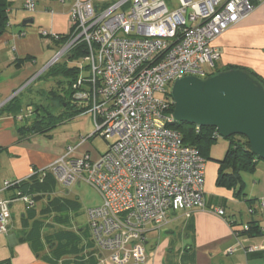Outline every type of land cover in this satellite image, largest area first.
<instances>
[{
	"label": "built area",
	"instance_id": "built-area-1",
	"mask_svg": "<svg viewBox=\"0 0 264 264\" xmlns=\"http://www.w3.org/2000/svg\"><path fill=\"white\" fill-rule=\"evenodd\" d=\"M107 2L74 1L71 39L56 58L83 46L86 66L77 68L73 99L91 113L96 129L92 136L115 142L96 158L87 152L76 156L82 139L50 166L33 170L27 180L37 176L41 182L51 174L62 187L84 183L94 188L102 204L87 211V223L96 249L109 253L104 260L110 264H145L149 227L160 230L170 213L189 217L192 210L205 209L206 160L170 127L177 123L171 97L156 94L166 95V86L178 79L208 77L220 59L214 41L264 0H175L173 7L170 0ZM22 8L33 13L35 0H24ZM16 95L14 91L0 100V109ZM214 137L220 138L217 131ZM22 181L0 183V194ZM15 202L28 209L36 205L20 191L0 200V235L11 228ZM212 211L223 215L222 210Z\"/></svg>",
	"mask_w": 264,
	"mask_h": 264
},
{
	"label": "rangeland",
	"instance_id": "rangeland-1",
	"mask_svg": "<svg viewBox=\"0 0 264 264\" xmlns=\"http://www.w3.org/2000/svg\"><path fill=\"white\" fill-rule=\"evenodd\" d=\"M41 1L43 0H35L36 3L40 4ZM117 1L119 0H111L113 3ZM174 5L175 0H170V6L173 7ZM35 7L38 8L37 13L26 11L12 13L9 16L11 27L7 28L5 34L0 38V47L8 46L11 53L16 57L15 59L27 60L21 76L31 75L29 78H33L35 75H39L31 79L25 88H22V85L17 88L15 90L17 95L12 100L15 99L13 102L20 104V116L27 119H23L24 122L31 124L34 121L33 113L30 112L32 110L38 111L35 113L39 114V118L46 113L58 117L54 121L57 125L49 131L51 140H46L47 147L56 154L63 155L67 147L75 146L84 139L85 143L76 151V156H80L84 152L93 156L103 155L108 151L109 146L115 142V138L106 140L96 134L92 137L96 129L92 122L91 113L82 111L76 114V108L81 109L82 106L72 100H70L71 103L68 107L61 108V103L57 101L58 96H56L59 95L64 98L68 93V78L60 71L65 68H78L81 64L86 66V64L81 56L66 59L67 56L64 54L56 58L64 46L52 42L50 38L40 36L41 32L50 35L51 15L45 9H41V6L36 5ZM52 10L56 14L58 13L57 9ZM25 19H32V22L26 26H20ZM68 28L66 18L62 17L57 22L56 30L59 31L55 32L61 36H66ZM54 58L56 60L49 66ZM7 67L5 56L0 53V79L9 77L10 71ZM11 69L17 71L13 66ZM218 70L215 68L210 75L215 74ZM171 87L166 86V95L156 94V97L170 98ZM22 124L20 123V126ZM238 140H240L238 136L229 139L220 137L215 143L209 145L204 158L206 160L204 191L206 197L216 193L224 196L228 200L225 216L229 215L230 219L239 220L238 226L243 228L246 222L251 221L250 216H247L249 203H251L253 210H257V213L258 210L262 209L264 213V207H262L264 203V161L259 160L254 171L241 173L243 188L239 196L240 188L235 189V193L231 194L227 190L216 187L218 170L216 161H221L231 143ZM2 182L0 181V183ZM41 189L39 188L37 192L35 191L36 193L34 192L36 194L34 208L28 209L22 202H15L12 205L11 216L14 232L20 235L21 242H19H26L32 250L38 253L41 259L45 256V248L49 249L54 243H57L58 239L61 242L71 244V247L66 246L65 248L72 252H74V247L87 246L90 242L87 211L101 206L102 199L98 192L84 183L67 188L60 186L54 180L48 181V186L44 188V191ZM43 205H45L44 210ZM21 215H24L23 219ZM256 215L261 217V214ZM256 217L253 216L252 219L255 220ZM11 246L8 236L0 235V262L11 257ZM103 252L108 254L107 251ZM108 256L109 254L106 258Z\"/></svg>",
	"mask_w": 264,
	"mask_h": 264
},
{
	"label": "crops",
	"instance_id": "crops-1",
	"mask_svg": "<svg viewBox=\"0 0 264 264\" xmlns=\"http://www.w3.org/2000/svg\"><path fill=\"white\" fill-rule=\"evenodd\" d=\"M74 1L43 0L41 4L35 2V6H41V9H45L51 15L50 34L61 36L55 31H59L56 30L57 22L62 17L66 18L69 32V12ZM7 2L9 3L8 17L14 12L24 11L22 8L24 0H7ZM109 3L113 2L109 0L105 5ZM37 9L35 7L33 13H37ZM52 9H57L58 13L56 14ZM213 46L220 52V59L215 67L219 69L218 71L230 68L245 69L264 82V2L242 21L226 30L214 41ZM0 53L5 56V63L10 71L8 78L0 79V100H4L23 85L31 75L21 76L25 64L19 67L15 65L17 59L8 46L0 47ZM12 66L17 71H12ZM17 104L20 106L19 103ZM81 109H85V106ZM85 111L89 112L87 109ZM20 118L19 112L16 114L11 111L0 112V181L23 180L27 184L30 182L27 178L33 170L50 166L62 155L56 154L47 147L46 140H51V136L20 135L17 129L24 124ZM20 123L23 124L20 126ZM216 167L218 169V165ZM227 191L231 194L235 193L234 190ZM12 194L11 191L4 192L0 194V200L9 199ZM204 201L205 209L192 210L189 217L182 212L170 213L167 224L160 230L149 227L145 243L147 253L145 264H264V236L251 238L236 236L233 229H240L241 226H238L240 222L230 219L229 215L225 216L228 200L224 196L216 193L206 197L204 191ZM44 209L45 205H43ZM212 209L222 210L223 215L218 216ZM249 209L253 208L249 206L247 210ZM262 210H258L257 213L254 209L255 213H248L247 216H250V222H256L257 226L264 230ZM256 214H261V217ZM253 216L258 218L253 220ZM21 218L23 219L24 215H21ZM7 236L11 241L12 254L2 263L11 261V264H110L104 260L109 253L96 249L90 233L89 244L74 247V252L67 250L64 242L58 239L57 243L49 249L43 248L45 252L43 259L39 258L38 253L26 242L20 243L21 237L14 232L12 216L11 228ZM229 248L235 250L228 253Z\"/></svg>",
	"mask_w": 264,
	"mask_h": 264
},
{
	"label": "water",
	"instance_id": "water-1",
	"mask_svg": "<svg viewBox=\"0 0 264 264\" xmlns=\"http://www.w3.org/2000/svg\"><path fill=\"white\" fill-rule=\"evenodd\" d=\"M170 97L177 123L213 128L223 139L242 136L264 161V84L255 76L229 69L206 78L185 77L173 82Z\"/></svg>",
	"mask_w": 264,
	"mask_h": 264
},
{
	"label": "trees",
	"instance_id": "trees-1",
	"mask_svg": "<svg viewBox=\"0 0 264 264\" xmlns=\"http://www.w3.org/2000/svg\"><path fill=\"white\" fill-rule=\"evenodd\" d=\"M8 13H9V3L7 2V0H0V38L5 34L6 29L9 28L7 27V25L9 24ZM45 38H50L52 42L58 45L65 46L71 39V30H69L66 36H57V38H55L54 36L49 35L48 37H45ZM82 47L83 46L74 47L70 51V53L67 55L66 59H72V58H76L80 56L83 58L84 51ZM26 61L27 60H16L15 65L18 67L23 66ZM230 69H237V68H230ZM245 71L255 76L259 81H261L264 84L263 80L260 79L257 75H255L254 73L248 70H245ZM60 72L65 77L68 78V93L66 94V96H64V98L63 97L61 98L59 95H56L58 96L57 101L61 103V108H62V107H68L70 105L69 103H71L70 100H72L73 102H76L73 99V94H74L73 84L76 82L78 78V71H77V68H73V69L65 68V69H62ZM217 73L219 72L217 71L215 74ZM215 74H212V75H215ZM212 75L209 74L208 77ZM13 100H11L5 105L6 108L5 106L1 108L0 112L11 111V112H14L15 114L20 112L21 106L16 104V102H13ZM76 103H78V105L80 104V106L81 105L85 106V109L88 110L85 104L80 103V102H76ZM85 109L76 108L75 113L78 114V113H81L82 111L84 112ZM30 112L33 113L32 118L34 119V121L30 124L28 122H24V120H27V119H24L23 117H21L20 119L23 121L24 124L23 126L17 129L18 133L22 136L23 135H28V136L29 135H44V136L50 137L51 135H49V131L50 129H52L53 127L57 125V123L54 121L57 120L58 117H55V116L50 115L49 113H46L43 117L39 118L38 117L39 114L35 113V112H38L37 110L36 111L32 110ZM170 127L174 128L175 130H178L182 136L183 143L187 146H191L195 148L203 158H205V153L208 150L209 145L219 140V138L214 137L216 130L213 128H200L196 132L195 126H190L186 124L175 123ZM238 137L240 138V140L231 143L223 159L221 161H216L218 164V170L216 174V187L223 188V189L230 190V191L231 190L235 191V189L240 188L239 193H238V196H239L243 188L241 173L245 171H248V172L254 171L257 163L259 162V159L252 154L246 139L242 136H238ZM28 180L30 181L29 183L25 184V182L22 181L20 182L19 185L8 190L9 192L11 191L13 193L12 198L17 191H20L23 194L32 196L33 199L35 200L34 198L36 196L35 193L37 192L39 188H42L41 190L44 191V188L48 186V181L50 180L56 181L54 176L51 174H47L41 182L39 181L37 176L31 177ZM204 182H205V178H204ZM250 204L251 203H249V206H251ZM253 213H255L254 210H253ZM246 226L248 227L247 230H244V227L243 228L241 227L240 229H233L234 233H236L238 237L241 236V237L251 238L255 236H264V230H261L257 226L256 222H250L246 224ZM66 243L67 244L64 243V245L71 247V244H69L68 242Z\"/></svg>",
	"mask_w": 264,
	"mask_h": 264
}]
</instances>
